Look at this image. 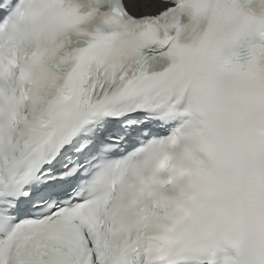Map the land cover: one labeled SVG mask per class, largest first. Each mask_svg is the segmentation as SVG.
Returning <instances> with one entry per match:
<instances>
[{"label": "snow or ice", "instance_id": "snow-or-ice-1", "mask_svg": "<svg viewBox=\"0 0 264 264\" xmlns=\"http://www.w3.org/2000/svg\"><path fill=\"white\" fill-rule=\"evenodd\" d=\"M0 264H264V0H0Z\"/></svg>", "mask_w": 264, "mask_h": 264}]
</instances>
